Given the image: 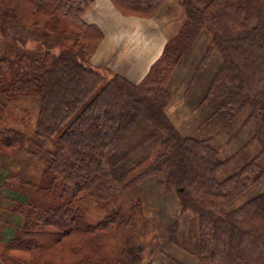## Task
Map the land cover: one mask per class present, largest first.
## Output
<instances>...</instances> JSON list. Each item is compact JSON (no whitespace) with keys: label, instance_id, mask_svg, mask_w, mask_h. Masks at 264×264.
<instances>
[{"label":"trees","instance_id":"16d2710c","mask_svg":"<svg viewBox=\"0 0 264 264\" xmlns=\"http://www.w3.org/2000/svg\"><path fill=\"white\" fill-rule=\"evenodd\" d=\"M112 1L124 16L153 18L168 0ZM173 1L192 37H210L188 87L201 80L209 49L219 58L193 112L207 104L208 116H222L224 124L241 116L242 131L253 124L248 139L224 158L211 138L182 135L166 111L190 33L171 39L133 83L91 65L102 39L83 21L91 0H0L2 16L17 23L6 29L15 33L5 35L36 42L18 54L0 55V113L19 95L39 93L34 138L9 127L0 114V160L10 163L0 170V264H136L140 247L107 257L105 243L139 231L136 209L152 210L141 188L147 179L173 193L179 205L175 219L153 224L163 264H183L164 248L187 250L179 243L178 221L187 212L196 217L192 250L200 264H264V189L235 205L264 179V14L251 20L247 12L250 1L264 0H207L201 7L195 0ZM36 142L48 143L45 180L38 184L22 170ZM253 143L256 154L220 178ZM37 188L51 200L26 209L24 195ZM103 204V219L79 225L84 210Z\"/></svg>","mask_w":264,"mask_h":264},{"label":"rangeland","instance_id":"374dc122","mask_svg":"<svg viewBox=\"0 0 264 264\" xmlns=\"http://www.w3.org/2000/svg\"><path fill=\"white\" fill-rule=\"evenodd\" d=\"M206 1L207 0H195L199 7L203 6ZM247 12L250 14L251 20H255L260 16V12H262L261 14H264V2L250 1L248 3ZM153 18L158 21L166 36L165 44L160 55L163 53L171 39H174L175 37L181 38L187 33H190L191 36L192 30L185 25L186 21L184 13L180 5L173 0H168L161 8L158 15ZM16 24L17 23L15 22L6 20V18L2 16L0 9V55L2 53H8V55L18 54L22 50L29 49L33 43H36L35 41L30 40L26 42L14 41L9 36H6L5 34L11 35L15 33L14 31H6V29L10 26H16ZM33 32L38 34L44 33L42 30H34ZM25 33L31 35V30L26 31ZM209 39V35L203 33L200 38L192 37V39L190 38L187 40V53L183 60L180 61V65L175 71V75L170 84L172 98L166 111L182 135L211 138L212 145L219 150L220 156L224 158L242 146L245 140L248 139L253 124H249V126L242 131L240 123L242 122L243 116H241L239 120L230 124H224L226 121L222 116H219V118H211V116H208L207 109L209 105L207 104L202 106L198 111L193 112L192 109L193 106H195L196 100L202 96L211 73L214 72L215 67H217L219 63V58L216 52L209 49L206 53L205 60L202 62L204 68L201 72V80L197 83L196 79L190 88L188 87V80L192 76L191 74L194 71V67L196 68L197 66L196 63H198L201 55L210 46ZM96 68L108 69L107 66ZM38 105L39 93L36 91L26 92L23 95H19L15 101L7 102V108L5 110L1 108L2 112L0 114H4L3 117L8 118L7 125L9 127H13L14 129L24 132L28 137L34 138ZM245 116L246 114H244V117ZM47 144L48 143L45 142H36V145H32L30 148V154H33V156L28 158V164H26V166L24 165L22 169L26 173V177L30 178L32 182H36L37 184L39 181L43 182L45 180L44 171L46 163L42 155H44V151L48 148ZM257 150V145L253 143L245 150L241 151L222 171L220 178L236 171L248 159L253 157ZM9 164L10 163H7L5 160H0V170L2 168H8L9 166L7 165ZM259 164L264 166V156L259 160ZM17 165L18 164L12 166ZM12 166L10 169L11 171H21V168H12ZM141 188L143 191L146 190V196L150 200V208L152 210L136 209L135 212H139V223H141L139 224V231L136 233L130 231L125 235V239L121 242H117L118 238L115 240L110 238L111 241L105 243L104 255L107 257H116L121 250L126 254H130L132 251H135L140 247L141 259L136 264H163L164 259L160 253L161 249L155 245L157 239V236L155 235H157V232L154 230V225L157 224L158 220H162L166 223L171 219L176 218L179 209L178 200L173 193H166L160 187L157 189L154 179H147L143 185H141ZM263 189L264 179L237 199L235 205H238L240 202L242 203ZM24 196L28 198V204L25 206L26 209L40 200H51V195L49 193L43 192L38 188L31 190L29 194H25ZM106 208H108V206L103 204L99 209L90 207L84 210L85 220L79 223V225L84 226L103 219ZM178 221L180 224L179 243L183 249L187 248V250L182 252L173 248L167 249L166 247L164 250L166 252L168 251V253L183 264H200V262L193 257L192 250V247H196L197 237V222L195 215L191 212H187L179 217ZM151 224L153 227L152 231L148 229ZM188 245L190 247H188ZM115 249L120 250L116 251Z\"/></svg>","mask_w":264,"mask_h":264},{"label":"crops","instance_id":"0c3cea01","mask_svg":"<svg viewBox=\"0 0 264 264\" xmlns=\"http://www.w3.org/2000/svg\"><path fill=\"white\" fill-rule=\"evenodd\" d=\"M83 21L96 27L102 39L90 58L93 67H105L137 83L158 58L166 36L155 18L124 16L112 0H91Z\"/></svg>","mask_w":264,"mask_h":264}]
</instances>
